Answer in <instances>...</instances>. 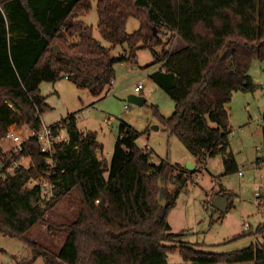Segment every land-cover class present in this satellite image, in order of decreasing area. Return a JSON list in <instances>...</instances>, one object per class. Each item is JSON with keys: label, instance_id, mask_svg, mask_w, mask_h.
Returning a JSON list of instances; mask_svg holds the SVG:
<instances>
[{"label": "trees", "instance_id": "16d2710c", "mask_svg": "<svg viewBox=\"0 0 264 264\" xmlns=\"http://www.w3.org/2000/svg\"><path fill=\"white\" fill-rule=\"evenodd\" d=\"M91 7V0H0V150L11 125L43 124L49 109L41 93L43 82L68 78L100 96L113 83L116 62L137 63L142 44L153 50L154 64L163 63L152 78L176 104L169 117L157 107L155 113L197 166L189 170L166 159L153 162L151 150L137 144L141 133L124 121L107 164L97 155L103 149L97 132L80 130L76 113H70L57 122L66 128L68 141L58 143L53 155L52 198L28 185L47 170L36 138H28L17 156L30 157L29 165L6 178L0 171V232L21 237L47 264H170L168 252L176 248L186 263L264 264V243L233 252L198 249L181 240L184 234L173 232L168 220L181 191L208 157L222 154L226 173L240 172L231 150L227 106L234 92L257 87L250 68L255 58L264 61V0H98L103 36L113 47L128 43L131 48L120 57H112V47L79 19ZM132 16L142 25L128 33ZM177 37L184 46L167 47ZM55 44L61 47L58 55L51 50ZM156 46L163 51L156 52ZM257 160L264 164V157ZM168 180L176 185L174 192ZM73 192L81 209L61 225L67 230L61 248L32 238L33 226L48 222L47 212ZM217 196H227L231 206V193L223 190ZM257 233L264 234V223Z\"/></svg>", "mask_w": 264, "mask_h": 264}, {"label": "rangeland", "instance_id": "374dc122", "mask_svg": "<svg viewBox=\"0 0 264 264\" xmlns=\"http://www.w3.org/2000/svg\"><path fill=\"white\" fill-rule=\"evenodd\" d=\"M91 2L90 11L82 14L79 19L85 25L93 27L95 38L103 45L112 47V57H120L125 51L130 53L128 43L113 47L112 42L103 36L99 27L98 0ZM141 25L140 19L132 16L127 22V32L134 33ZM183 46L184 42L177 37L167 47L176 50ZM155 51L161 53L163 47L156 46ZM137 56V63L116 62L113 83L100 96L94 95L88 88H79L68 78L43 82L41 93L49 105V109L42 115L43 123L52 125L66 119L70 113H76L80 130L97 132V138L103 145V149L97 150V155L110 164L119 136V125L124 121L141 133L137 144L143 149L149 147L153 162L166 159L185 167L189 162L197 166L193 154L177 136L165 128L155 113L157 107L161 114L169 117L176 107L169 93L152 78V73L160 69L163 63L154 64L153 50L142 44L137 50ZM250 73L255 80L256 89L253 92H234L227 106L232 129L231 150L243 176L238 171L226 173L222 154L208 157L206 164L181 191L176 205L168 214L172 231L182 232L184 235L181 240L198 249L233 252L251 244L264 243V234L257 233L259 224L264 223V204L259 206L255 201L258 185L262 186L261 198L264 199V164L257 162L258 157H264V61L255 58ZM139 83L143 84V89L137 92L135 87ZM132 94L143 96L146 102L142 105L132 102L129 99ZM14 125L24 136L28 135L29 125ZM24 161L25 165H29L31 158L26 157ZM214 180L218 182L216 185ZM167 184L169 191L174 192L176 185L173 181L168 180ZM223 190L231 193L232 202L225 214L215 210L212 201L213 196ZM80 209L79 195L73 192L47 212L48 222L33 226L30 236L59 250L67 235V230L61 225L76 218ZM246 223L251 224L250 229L246 228ZM168 262L192 264L184 261L179 248L168 252ZM0 264L47 263L43 256L35 255L21 237L0 232Z\"/></svg>", "mask_w": 264, "mask_h": 264}, {"label": "built area", "instance_id": "2783aa9c", "mask_svg": "<svg viewBox=\"0 0 264 264\" xmlns=\"http://www.w3.org/2000/svg\"><path fill=\"white\" fill-rule=\"evenodd\" d=\"M136 91H142L143 84L139 83L135 87ZM36 138L40 145L41 151L46 155V172L39 176L32 178L28 185L30 187L38 186L41 188L43 196L46 199H50L55 195V184L52 181V175L55 173L54 166L55 160L53 158L56 145L58 143L68 141V133L66 128L63 127L62 123H56L52 125H47L43 123L39 128H29V133L24 136L16 126L13 124L9 127V130L5 137V146L0 150V171L2 176L6 178L8 175L15 174L18 168L25 166V156L18 158L19 152L24 148V142L30 138ZM146 148H149L146 146ZM242 175L243 173L240 172ZM217 184V180H214V185ZM261 185L257 186L256 191V203L259 205L262 202ZM215 195L213 196V199ZM100 200L98 199V202ZM251 224L246 223V228L250 229Z\"/></svg>", "mask_w": 264, "mask_h": 264}, {"label": "water", "instance_id": "95a60500", "mask_svg": "<svg viewBox=\"0 0 264 264\" xmlns=\"http://www.w3.org/2000/svg\"><path fill=\"white\" fill-rule=\"evenodd\" d=\"M51 50L53 52H55L57 55L61 52V47L59 44H55L51 47ZM129 99L132 101V102H135V103H138V104H144L146 102V99L143 97V96H140V95H130ZM157 128H159L157 126ZM195 168V164L192 163V162H189L188 166H187V169L189 170H192ZM102 204H104V199H102L101 201ZM161 203L163 205L166 204V200L163 199L161 200ZM213 206L215 208H217L219 211H222V212H225L228 207H229V199L227 196H216L213 200Z\"/></svg>", "mask_w": 264, "mask_h": 264}, {"label": "crops", "instance_id": "0c3cea01", "mask_svg": "<svg viewBox=\"0 0 264 264\" xmlns=\"http://www.w3.org/2000/svg\"><path fill=\"white\" fill-rule=\"evenodd\" d=\"M195 167H196V165H195ZM240 172H242V171H240ZM240 172H239V174H240ZM243 173V172H242ZM241 175V174H240ZM241 176H243V174L241 175ZM218 183V182H217ZM217 196V195H216ZM229 199V198H228ZM229 205H230V199H229ZM235 264V263H234ZM236 264H255L254 262H252V261H249V262H241V263H236Z\"/></svg>", "mask_w": 264, "mask_h": 264}]
</instances>
